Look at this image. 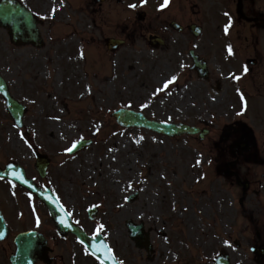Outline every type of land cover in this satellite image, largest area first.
<instances>
[{
    "label": "rangeland",
    "instance_id": "obj_1",
    "mask_svg": "<svg viewBox=\"0 0 264 264\" xmlns=\"http://www.w3.org/2000/svg\"><path fill=\"white\" fill-rule=\"evenodd\" d=\"M29 1L46 21L52 18L50 32L58 36V41L69 31H74L58 15L72 18L69 24L74 26L77 39L75 37L74 47L70 44L66 50L56 51L44 23L42 30L47 45L39 51L41 53L33 49L16 50L8 36L4 44L0 42L3 73L14 93L25 100L27 93L22 88L26 85L24 81L21 83L25 72L26 75L30 72L45 75V65L50 63L49 66L57 67L62 55L65 61L70 59L74 63L72 49L90 36L125 38L132 33L135 24H140L136 12L145 10L142 6L118 5L116 0H108L102 6L96 0H54L53 4L52 0ZM153 2L156 5L155 0ZM56 4H69L73 9L66 8L59 14ZM81 4L82 9L77 14L74 9ZM154 9L152 6L150 12L156 14ZM176 14L191 17L185 3ZM73 15L78 17V22ZM185 34L172 35L183 37ZM147 51L143 41L134 42L133 39L111 56L101 45L82 44L74 56L91 79L82 78L80 82V77L84 76H78L74 71L78 77L72 78L66 92L64 87L54 91L57 98L54 115L59 118L49 120L46 107L35 108L34 117L26 122L32 129L27 139L11 123L0 124V159L18 158L28 166L32 176V149L47 151L55 159L54 171L64 174V180L59 184L64 194L76 196V202L79 196L86 205L100 202L102 212L98 226L103 225L101 233L129 264H213V259L221 252L230 254L232 264H256L249 250L259 243L256 233L264 247V167L245 166L246 176L252 175V178L244 197L233 180L217 172V167L223 169L226 157L219 156L218 151L217 154L209 151L211 142L208 139L204 142L191 137L171 140L148 131L122 130L113 122L112 112L124 107L142 111L157 120L196 123L194 118L185 117L187 111L192 112L194 108L182 105L180 98L176 96L165 102L160 99L161 83L167 77H164L167 55L162 52L148 56ZM50 57V62H46ZM151 69L155 71L154 79L149 77ZM106 76L104 80L109 81V86L103 87V81L98 82V78ZM91 81L93 84L98 82V87L92 86ZM77 82L79 87H76ZM63 84L66 85V80ZM85 84L92 86H89L88 94L84 92ZM75 89L90 105L88 109L76 94L67 97L65 104L71 107L77 104V112H69L59 103V99ZM92 92L93 96H87ZM253 96H256V90ZM83 110L85 113L79 112ZM95 119L97 121L93 123ZM69 122L74 124L68 126ZM261 126H256L255 131L263 143L264 124ZM217 127L218 124L212 138L220 131ZM64 132H67L66 138ZM84 135L93 138L94 146L63 168L64 157L58 154H65V150ZM138 192V200L127 203V198ZM241 198H244L242 204ZM128 220L145 225L155 249L153 254L148 256L144 250L136 248L128 236ZM174 221H180L183 229L176 230ZM235 242L241 247L238 248Z\"/></svg>",
    "mask_w": 264,
    "mask_h": 264
},
{
    "label": "flooded vegetation",
    "instance_id": "obj_2",
    "mask_svg": "<svg viewBox=\"0 0 264 264\" xmlns=\"http://www.w3.org/2000/svg\"><path fill=\"white\" fill-rule=\"evenodd\" d=\"M159 3L164 14L159 15V18H163L159 19L158 24L154 26L150 23L147 28L140 26L139 30L134 31L135 34L138 31H145L148 34L147 38L143 35L145 40L152 36L164 39L165 31L173 33L170 23L177 21L178 17L174 15L181 11L184 3L194 8L200 4L203 11H206L207 42L201 44L205 45L206 49L203 50L205 54L199 53L201 51L198 49V41L192 36H186V49L188 52L194 50L201 57L205 56L209 66L216 64L217 71L225 76V82L217 83L216 89L200 88L196 71L192 69L191 64L186 69L188 71L186 75L180 74L182 83L180 101L191 106L206 97L209 100L210 122L230 123L226 128L224 142L215 145L219 154L230 156L235 142L252 136V126L246 122L247 114H253L256 121H263L264 0H167V3L166 0H159ZM25 5L32 9L29 0L25 1ZM176 43V48L171 46L170 51L179 53L182 46ZM229 47L232 48V53H229ZM255 90L256 96H253ZM4 105L5 102L0 101V106ZM241 112L242 116L237 117ZM258 145L263 148L258 147L256 151L250 152V155L262 153L264 143ZM20 193L23 191L17 186L0 185V212L9 229L8 236L0 242V264H11V257L16 251V238L25 232L42 233L47 240L45 263L38 262V264H98L73 234L69 233L62 237L52 219L47 215L43 218L39 217L38 198H30ZM60 199L66 211H71L73 224L89 235L92 234V231L85 227L81 205L76 206V202L70 197L62 196ZM68 201L73 205L68 206ZM42 208L45 210L44 207ZM39 218L43 221L42 224Z\"/></svg>",
    "mask_w": 264,
    "mask_h": 264
},
{
    "label": "water",
    "instance_id": "obj_3",
    "mask_svg": "<svg viewBox=\"0 0 264 264\" xmlns=\"http://www.w3.org/2000/svg\"><path fill=\"white\" fill-rule=\"evenodd\" d=\"M13 12H14V19L15 20L17 19L18 22H13L11 25L12 27L10 28L12 31L13 39L15 42H17L19 38L23 36L24 33L32 34V32H31L30 25L27 23L28 18L26 17V15L24 14L23 16L22 11L19 9H15ZM6 25L8 26V24ZM120 44L121 43L116 42V41H110L108 43L109 49L113 51L117 49ZM0 86L3 89V86L1 83H0ZM9 104L13 108V109L11 108L13 116L16 117V119H19L17 118V116H20V113L15 111L16 106L13 103V101H9ZM116 117L118 118V122L122 125H125L128 127L130 126L146 127L158 133H163L167 135L196 133V130H194L193 128L184 127L183 125H164L160 123L149 122L142 115L133 113L131 111H125V110L119 111L118 113H116ZM83 146H84V143L81 144L80 148H82ZM44 170H45V167L41 168V172H43Z\"/></svg>",
    "mask_w": 264,
    "mask_h": 264
},
{
    "label": "snow or ice",
    "instance_id": "obj_4",
    "mask_svg": "<svg viewBox=\"0 0 264 264\" xmlns=\"http://www.w3.org/2000/svg\"><path fill=\"white\" fill-rule=\"evenodd\" d=\"M166 3H167V0H166ZM130 7L135 8V7H137V5L132 4V5H130ZM54 11H55V9H53V12H54ZM225 31H227V28L225 29ZM228 51H229V53H232V48L229 47ZM245 71H247V69H245ZM237 79H239V77H237ZM163 87H164V88H167V84H165ZM161 90H163V89H161ZM145 106H147V105H145ZM29 146L31 147V145H29ZM75 148H76V144L73 143V144L71 145V147H68V148L66 149V151L69 152V153H71V152L73 151V149H75ZM18 179H23V177H18ZM60 209L63 211V210H64V206H63V205H60ZM66 214H67L68 216H71V215H72L71 212H67ZM61 222L63 223V221H61ZM77 223H79V221H77ZM100 227L103 228V225H101ZM98 231H99V230H98ZM81 243H83V241H81Z\"/></svg>",
    "mask_w": 264,
    "mask_h": 264
},
{
    "label": "bare ground",
    "instance_id": "obj_5",
    "mask_svg": "<svg viewBox=\"0 0 264 264\" xmlns=\"http://www.w3.org/2000/svg\"><path fill=\"white\" fill-rule=\"evenodd\" d=\"M61 10V8H60ZM73 40V39H72ZM48 103V105L51 107L52 106V102L51 101H46Z\"/></svg>",
    "mask_w": 264,
    "mask_h": 264
}]
</instances>
